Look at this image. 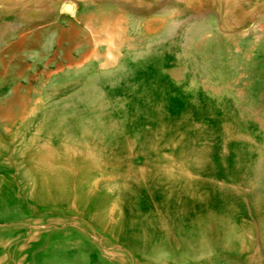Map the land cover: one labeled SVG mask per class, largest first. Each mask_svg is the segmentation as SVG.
<instances>
[{"label": "rangeland", "instance_id": "rangeland-1", "mask_svg": "<svg viewBox=\"0 0 264 264\" xmlns=\"http://www.w3.org/2000/svg\"><path fill=\"white\" fill-rule=\"evenodd\" d=\"M0 264H264V0H0Z\"/></svg>", "mask_w": 264, "mask_h": 264}, {"label": "water", "instance_id": "water-1", "mask_svg": "<svg viewBox=\"0 0 264 264\" xmlns=\"http://www.w3.org/2000/svg\"><path fill=\"white\" fill-rule=\"evenodd\" d=\"M63 9H64V11H65V12H67V13H68V12H69V11L72 9V6H71V5H69V4H67V5H65V6H64V8H63Z\"/></svg>", "mask_w": 264, "mask_h": 264}]
</instances>
